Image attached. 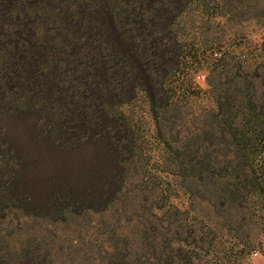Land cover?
<instances>
[{
	"label": "trees",
	"instance_id": "obj_1",
	"mask_svg": "<svg viewBox=\"0 0 264 264\" xmlns=\"http://www.w3.org/2000/svg\"><path fill=\"white\" fill-rule=\"evenodd\" d=\"M189 2L0 0L5 111L36 113L48 127L41 138L63 153L105 142L109 164L97 196L71 198L69 185L66 194L57 189L49 195L47 209L30 210V200L14 189L22 172L18 154L0 134V264H207L195 263L192 249L174 239L197 237L194 213H216L236 224L242 212L235 228L240 234L245 216L264 219V75L260 83L235 76L227 84L211 83L201 118L207 143L195 153L207 165L190 157L194 175L183 176L182 185L170 175L188 168L189 141L198 133L187 131L177 149L150 140L154 131L170 135L163 118L185 116L191 106L189 98L167 95L174 86L171 70L190 56L179 51L172 34ZM110 28L120 46L107 40ZM191 58L199 63L196 52ZM159 60L161 73L154 70ZM139 66H146L152 92L167 89L159 103L145 97ZM179 192L189 210L174 205ZM97 197L99 209L88 207L86 201ZM211 221L208 234L216 235L220 223ZM188 222L193 228H186ZM173 223L179 225L172 229ZM229 250L228 263L244 256L237 244ZM213 259L208 264H216Z\"/></svg>",
	"mask_w": 264,
	"mask_h": 264
},
{
	"label": "rangeland",
	"instance_id": "obj_2",
	"mask_svg": "<svg viewBox=\"0 0 264 264\" xmlns=\"http://www.w3.org/2000/svg\"><path fill=\"white\" fill-rule=\"evenodd\" d=\"M172 34L175 36V44L179 51L190 56L186 58L187 64H178L171 70V73L175 74L174 86L167 95L174 98H189L191 106L185 116L175 112L163 118L169 127L170 135L166 133L165 137H161L160 133L154 131L150 140L153 143L159 141L164 144L168 141L177 149L183 145L187 131L198 133L199 139L189 141L190 152H186L185 158L188 168L174 170L170 175L171 179L177 180L182 185L183 176L190 179L194 175L190 157L194 156L200 163L207 165L205 157L201 158V153H195L201 151L203 145L207 143L201 118L202 110L209 99L211 83L219 80L227 84L233 76L245 77L260 83L259 78L264 75V0H190L185 12L175 21ZM107 40L113 41L118 46L121 45L119 35L113 28H110L107 34ZM194 52L198 56L199 63L191 58ZM151 53L153 54V51H150ZM145 67L139 66L145 97L149 95L155 103H159L163 99L164 90L167 89L157 86L155 93L152 92L150 76L142 72ZM154 70L158 73L163 71L161 60L155 62ZM222 70L228 71L226 76ZM253 89L259 90L256 86ZM239 92H244L242 87L239 88ZM1 98L0 90V100ZM46 131L48 127L37 120L36 113L12 116L6 113L0 103V134L18 154L22 165V172L14 184V189L30 200L27 208L33 210L40 206L44 210L47 209L49 195L57 189H62V193L66 194L69 185L74 187L71 197L74 199L78 197L85 199L87 195L95 197L100 194L104 179L103 169L109 168L105 159L106 143H90L77 151L63 153L51 140L46 137L41 138ZM87 158L94 160L88 161ZM90 176L95 179L96 185L90 183ZM198 198L199 201L201 200L199 202L201 208H206L204 195L200 194ZM173 203L181 211L191 208L188 206L187 196L180 192L174 195ZM86 204L97 210L102 205V201L97 197L95 201H86ZM194 214L197 216L194 224L197 225L196 228H200L197 237L191 239L185 234L182 238L174 239L192 249L195 263L208 264V259L214 258L216 264H233L227 262L229 249L233 244H237L239 249L244 251V256L234 264H264L262 216L250 221L248 216H245L243 233L240 234L235 228L240 221L242 222V212L238 211L236 224H233V221L225 222V219L216 213L210 217L205 216V213L201 215L200 212ZM211 220L220 223L218 227H221V230L216 235L212 231L208 234L207 227ZM178 225L173 223L171 228L175 229ZM186 228H193L192 223L188 222ZM184 237L186 241L183 240ZM214 237H218L216 240L219 243L217 248L213 249L211 241Z\"/></svg>",
	"mask_w": 264,
	"mask_h": 264
},
{
	"label": "crops",
	"instance_id": "obj_3",
	"mask_svg": "<svg viewBox=\"0 0 264 264\" xmlns=\"http://www.w3.org/2000/svg\"><path fill=\"white\" fill-rule=\"evenodd\" d=\"M7 113V112H6Z\"/></svg>",
	"mask_w": 264,
	"mask_h": 264
}]
</instances>
